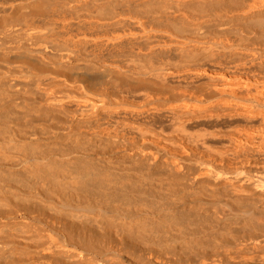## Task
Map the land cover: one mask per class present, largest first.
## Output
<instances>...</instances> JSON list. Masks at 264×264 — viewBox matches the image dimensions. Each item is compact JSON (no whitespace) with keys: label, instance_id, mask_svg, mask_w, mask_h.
I'll use <instances>...</instances> for the list:
<instances>
[{"label":"bare ground","instance_id":"bare-ground-1","mask_svg":"<svg viewBox=\"0 0 264 264\" xmlns=\"http://www.w3.org/2000/svg\"><path fill=\"white\" fill-rule=\"evenodd\" d=\"M0 264H264V0H0Z\"/></svg>","mask_w":264,"mask_h":264},{"label":"rangeland","instance_id":"rangeland-1","mask_svg":"<svg viewBox=\"0 0 264 264\" xmlns=\"http://www.w3.org/2000/svg\"><path fill=\"white\" fill-rule=\"evenodd\" d=\"M234 39H235V38H232V37H231V38L229 39V42L232 43V40L234 41ZM216 40H217V39H215V40H209V41H208V39H204L202 42H203V43H209V42H211V41L215 42ZM205 41H207V42H205Z\"/></svg>","mask_w":264,"mask_h":264}]
</instances>
